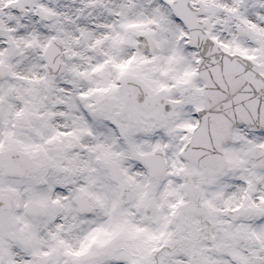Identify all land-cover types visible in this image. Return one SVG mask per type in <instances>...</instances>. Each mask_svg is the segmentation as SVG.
Returning a JSON list of instances; mask_svg holds the SVG:
<instances>
[{
  "label": "snow or ice",
  "instance_id": "snow-or-ice-1",
  "mask_svg": "<svg viewBox=\"0 0 264 264\" xmlns=\"http://www.w3.org/2000/svg\"><path fill=\"white\" fill-rule=\"evenodd\" d=\"M0 264H264V0H0Z\"/></svg>",
  "mask_w": 264,
  "mask_h": 264
}]
</instances>
